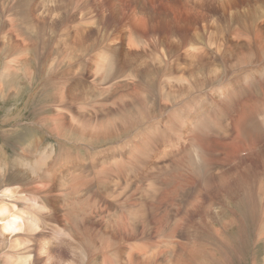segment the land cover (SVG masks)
<instances>
[{
	"label": "rangeland",
	"instance_id": "obj_1",
	"mask_svg": "<svg viewBox=\"0 0 264 264\" xmlns=\"http://www.w3.org/2000/svg\"><path fill=\"white\" fill-rule=\"evenodd\" d=\"M16 1L19 2L20 0H16ZM26 1L21 0V4L23 6L31 7L32 9H35V10L38 9L41 12L44 9H48L49 11L51 10L50 11L51 15L54 10L53 14L57 16H59L58 11H60L63 8V6L70 3V0H61V2H58V0H56L55 5H57L58 6L57 7L51 4L50 6H44L43 0H26ZM72 1L74 3L73 5L74 7L80 4L79 1H78V4L76 3V0H71V3ZM4 2L5 0H0V4H3ZM89 2L91 3L83 5L87 9H90L88 15H81L80 13H79L80 15H72L73 12L76 11V8L71 7L72 9L71 11L70 8L68 7L69 8V11H68V8L66 7L67 10L65 9V11H68L66 13L67 14L70 13L71 16L61 15L60 18L63 21L62 23H60L61 20H59L58 29L56 28L55 30L53 29L45 30V29L40 28L39 30L34 31L33 33L38 36L39 31L43 30V31H46L47 33L49 32L48 34L51 35L50 38L53 36V39L51 38L50 41L52 42L53 40H55L56 42V41H59L57 39L58 37L57 38L54 37V34L52 35V33L57 32V36H59L60 33L62 32L66 34L64 30H66V24H68V26L69 25L72 26V29H71L72 32L68 28L67 30L68 35L66 36L68 37L67 40H69L67 42L70 45L74 44L73 43L74 38H78L77 37L78 30H80V33L85 32L86 34H88L89 36L86 37L84 41H88V44L86 43V46H89V44L91 45L88 48H86L87 51L86 50L80 51V55H82L83 57L78 54L76 58H74V56L70 57L69 58L70 60L68 59L67 64L66 63L64 65L56 64V66L54 67L55 69L53 70V73L61 74L64 72V74H68L70 78L82 79L85 82V84L87 85L90 84V86L92 87H96L95 85H99V79L101 78V74L98 73V70L96 67V65L97 66L100 65V62L98 60L99 56L101 54L108 53L107 54L108 56H111L113 59L116 58L117 59L116 65H118L117 74L115 75L114 73H111L112 76H116V77H115V80L111 82V84L109 83L108 86H111V88L113 87L112 92H114V94H121V95L127 96V100L125 101V104L127 107L129 105H132L133 103L134 108L140 109L139 114L141 116H145L143 117L142 121H146V122L142 123L141 125V126L143 125L144 126L142 127V129L140 128L139 130L136 131L138 132L139 135L146 129L147 126L151 124L152 120H153L152 124H157L158 122L164 123V122H167V120H170V121L173 120L175 123L174 118L175 116L178 117V113H184V115L180 117H183V116L185 117V116H189L190 114L192 115L194 112L197 111L196 114H193L192 116L190 115L189 117L199 116L201 118V116L203 115L209 120L212 117L213 119H211V121L217 124L216 123L217 118L215 114L213 113L217 110V108H220L217 106V103L218 104L220 103L219 106H222L221 102L223 101L222 99L223 95L219 96V93L221 92V88L224 86V84L222 83H227L229 80H231L233 84L232 89H234L235 88L234 82L238 79L243 84V86L241 85L242 89H246L249 87L248 78L252 76L253 77L256 76L257 73H259L257 71L258 68L261 65L264 66V61L261 59L262 54L264 52V45H263L264 42H262V38H259V39L255 38L256 37L255 29L256 30L259 29V26L254 25L255 21H252L251 19L253 15H250V13L247 11L248 5H251V7L256 6L254 5V0H249V2L247 1L245 2V0L243 1L241 0L233 1L232 0L230 3L231 5L228 4L230 9L228 8L227 4L226 6L225 5L222 6L221 4H219L218 0H135V2L134 0H121V2H119L120 3L119 8H118L119 11H116V12H119V14L122 15L121 17L122 19L118 21L116 27H114L112 23V17L113 15H115V13L112 10L111 3H110L111 5H108L106 3V0H97V1L89 0ZM62 3L64 4L63 6L61 5ZM80 6L82 7V4H80ZM234 12L236 16L234 15ZM240 13H241V17H240ZM44 15H46V13ZM133 15H137L138 19L135 22H132L131 24L129 22L130 20L129 18ZM233 16L237 19L239 18L238 20H240L241 18V20L238 21ZM243 16L244 18L242 19ZM65 17L66 18L68 17L67 18L68 20ZM71 17L79 21L80 27L76 26L78 22L76 24H70ZM78 17H79V20H78ZM217 17L219 21L217 20ZM247 18L248 20L251 19L250 21H252L251 22L252 25H250L251 23L250 21L247 20ZM47 21L51 22L50 20H47ZM66 21L67 22L69 21V22L67 23ZM128 22L130 23V26L127 24ZM239 22H242V23H239ZM61 24H63V26H61ZM126 24L128 25V28H130L131 31L132 30L136 31L134 34L135 36L139 37L138 40L139 39L141 41L143 40V45L141 46L138 45L136 41L135 43H132V42L129 43L130 40L124 41V44H123L122 41L117 40L118 30L122 28L123 26L124 27L127 26ZM228 24H231V25L228 26ZM234 25L235 26L239 25L240 30L245 29L246 30L245 34H247V32L249 31L247 34L249 38L243 35L237 36L238 34L236 32L235 33L231 32L232 30L234 31V27H233ZM9 27L6 29V32L5 30L1 31L0 37L3 36L4 34H8L9 36L13 38V40L16 39L15 42L23 44L21 41L22 36L20 37V35L15 33L14 27L12 26H9ZM227 27L229 30L227 29ZM213 32L215 34H213ZM47 33L45 34L44 32H41L39 37H46L48 35ZM226 33L229 34L228 37H226L227 36ZM104 35L110 36V40L106 44L103 45L102 36ZM220 35L222 36L221 39H220ZM231 35H233V37ZM251 35L253 37L252 39H251ZM216 36H219V38ZM235 36H236V39H234ZM70 38L72 40H70ZM94 38L97 39L96 43H93ZM114 38H116V40L112 41ZM217 38L219 39L218 41H217ZM215 40L217 41V43ZM247 41L249 44L250 43L251 44L249 45ZM173 42H175V46H173ZM232 42L233 43L235 42V45L232 44ZM219 43L224 44L225 47L231 50V52L228 54L227 57H225V54H226V51H224L225 49L221 52L216 51V49H218L217 45H219ZM253 43L257 49L253 47ZM215 44L217 45L215 46ZM0 45H1L0 46V90L5 92V98L2 101H0V164L2 166H8L9 163L12 164L14 157L17 155L21 157H25V158H33L37 156L40 153V150L45 146H53L54 150L56 151V155L58 153L60 154V151H64L69 148L71 150V148H73L71 146L75 145L76 143H74L72 140L66 141L63 135L56 136L52 134V132L50 131V127L53 125L57 126V124L54 123L53 121L48 120L47 118L49 116H46L43 113L44 109H47L51 106L54 90L49 89L46 92V95L45 94L41 96L38 95L39 93H43L44 84H45L44 79L45 77H47L49 66L55 65V63H53V65L52 64L50 65L51 59L56 58V60H62L60 55L63 57L64 56L66 57L67 56L66 51L64 49L62 50V47H61V50L59 48L58 50L54 43V46L52 45V49L53 48L55 49V50L53 49V52L57 53L60 51L59 55H55L53 54L51 48L47 45V43L44 42L40 45L43 47V52L37 55H33L30 52L29 48H26V47H24L23 51H20V52L14 51L13 54L10 55L8 52L5 53V50L3 49V45L1 44V42H0ZM196 45L197 46L199 45L198 48L196 47L198 50L200 49L199 51H197L196 48L194 47ZM161 46H163V48ZM241 46H243V48ZM138 47L140 48V50H137L139 49ZM248 47H249V50L250 48H252L250 51L254 52L255 54V57L250 56L247 58L246 62H248L249 66L244 65L238 68H233V64L229 62L230 58L239 59L241 56V53H242V56H244L245 54H247L246 51L248 50L247 49ZM191 48H195V49H191ZM244 49H246V51H244ZM139 51H141L140 53L142 55L139 53ZM191 52H192V55H191ZM217 52L219 55L217 54ZM184 54L187 56H184ZM3 55L5 56V59ZM220 55L222 58L220 57ZM160 56H162L163 59ZM218 56L220 57L221 61L218 60L219 59ZM150 57L151 58L153 57V58L151 59ZM198 57L200 58L197 59ZM33 58H34L35 64L41 70V73L45 67L44 73L41 74L40 76H38V72H34V75L36 74V76H38L36 81L34 82L36 84H32L28 86L22 85V90H20L15 85V81L9 85H6L5 80H4L5 83L1 81V76L4 74V71H5L4 69L6 66H8L9 62L11 63V61H14V63L20 64L25 61L32 60ZM36 58H39V59L36 60ZM84 59L86 61H84ZM93 60H95L97 63L93 62ZM224 61L225 62L228 61V62L223 63ZM61 62H64V61L62 60ZM161 62H163L164 64ZM219 62H221L222 64ZM133 63L135 64L133 65ZM147 64H150V65H147ZM204 64L205 66L202 67V65ZM80 65L81 66L83 65L84 68L81 67ZM130 65L132 66V68ZM166 65H167V68L165 69ZM32 66L33 64L29 66L26 65L20 72L24 74H29L32 71H35V69L32 68ZM158 66L163 71L161 69L159 70ZM200 67L202 68L200 69ZM208 67H212L213 69L214 68L216 69L213 70L212 68H208ZM94 69L96 72L93 71ZM207 69L212 71V73L207 71ZM221 69L224 70L223 73H221L222 71ZM159 71L162 73H160ZM249 74L251 76H249ZM95 75L97 78L95 77ZM182 76L184 77V79L186 78L185 80H188V83L190 82L192 77L193 78L197 77L199 80H201L203 85L199 87L200 89L195 90L194 86L196 83H194L192 87V92L189 94L190 96L182 95V97H178V95L176 94H177V91L181 88V86L178 85L174 81V78H179ZM117 77L119 78L117 79ZM155 77L156 79L159 80V81L157 80L158 82L155 81L156 80ZM149 79H152L153 85L148 88H145L144 86L141 87L142 83H144L145 81H148ZM131 81H133V84H131L132 83ZM126 83L128 84L127 86H126ZM160 83L162 84V86ZM262 84L261 86L264 88V82H262ZM106 89H108V87L102 86L98 88L100 92L101 91L104 92ZM171 92L175 93V98L172 100V102L168 103L164 99L163 95L164 94L167 95L168 93H171ZM250 93L253 94L252 92H249V94ZM157 95L158 97L160 96L163 99H161L160 97L158 98ZM151 97L153 99H151ZM185 98L186 100L184 101ZM189 98H192V99L196 98L194 100L196 101V103L191 101L192 99L190 100ZM89 99L90 98L88 97L86 100L89 101ZM221 99L222 101H220ZM149 101L151 102L149 105H147ZM160 101L162 103H159ZM188 102H192L190 103L191 105L190 110L187 109V104L189 105ZM166 103H168V105ZM176 105H177V108H176ZM151 106L154 109V111L150 110L149 112H151L154 117L149 119L148 113L145 114L144 110H146L147 107H151ZM157 107H159L158 108L159 111L157 110ZM166 107L167 109L173 108L174 110H171V112L170 111L164 112V109ZM233 108L234 110L232 109L233 112L231 115L229 113L230 110L228 111V109L225 106H222L220 108V110L222 109L221 110L222 113L225 112L229 115L228 116L226 114V119H225L227 121L226 125L229 127V136L222 135V133H219L218 131L214 129L212 130L210 134V138H208L207 140L201 141L200 139H198L199 135L194 137L195 140L196 139L199 140L198 142L196 140L197 145L198 147L200 146L199 148H201L204 151L203 153L205 154L204 155L205 157H203L205 160L203 159L202 164L197 165L196 169L192 168V169L186 170L182 162L178 159H175L171 155L168 156L169 158L166 157L167 159H160V161H157V160L153 161L154 163L155 162L158 163L160 167V169L158 170L159 177L158 176L157 177L159 178L162 185H160L161 191L157 195V199H156L157 202L155 203L154 201L151 204H153L156 208H161L163 211H160V212L156 211L157 213L153 214V216L151 217L152 220L150 221V234L147 237V239H145L146 237L143 234V230H144L143 226L147 222L148 217L139 218L138 223L142 225H139V231H138L139 236H137L136 238L134 237L135 232H133L132 228L128 224L129 219H127L128 216L126 213H124L123 219H122L124 224L122 222H119V220L117 219H115L116 222L109 221L111 225L114 226V227L112 226V228H115L114 230L116 232H119V233L126 232L124 233L122 238L128 241L124 242L119 248H117L118 250H120L121 252L120 254L114 255L113 251H108V253H103V254L99 253V255L96 256V258L99 259V264H110L113 262L115 258L119 261V264H122L124 261H132L135 258H139L140 254L142 253L144 249H149V248L153 249L156 252V255H157L156 261L158 262V263L156 262V264H164L166 257H168L170 253L175 255V253L177 254L183 249V246L184 248H187L188 247L187 245L191 244L189 241H191V239L194 236H200L196 238L197 241L194 239V242H197V245H195L197 246V250L199 251L201 249L202 252L204 253L202 255L203 256L202 260L199 259L201 258L200 256L199 258L196 257L197 264H202V263L203 264L204 263L205 264H218V262L219 264H264V215L262 217L259 214H255V212L259 213V211L263 210V208H261L260 210L259 208L256 207L255 212H253L252 210L248 208V204L243 201L240 202L238 205L237 203H234L232 201V204L229 202L227 205L224 203V205L221 206L219 205L220 201L216 199H219L220 197H222V191L215 196V193H217L219 189L216 190L215 186H217L216 185L217 181L214 179H216L217 175L220 173L221 165H226V167H222V169H224V168H227V166L229 167L230 164L233 161H235V163L233 162L230 167L232 166L234 167V164L235 166L240 164L241 166L249 167V166H255V163H257V166L259 167V165L262 166V162L260 163V161L264 159V148H263L264 147V137L261 139L258 138L256 142H253L255 143V145L257 144L260 147L263 146L262 147L263 151L261 152L263 153L262 154L263 158H262V155L260 157L259 156L254 157L253 155H251L253 154V151L256 150V148L253 146V143L252 144L250 143V146L248 144V146H246L245 149L239 147V144L237 142L240 140L241 137H239L240 134L238 133L239 127L237 126V121L239 117L243 114L241 113V115H239L237 111L238 108L237 107H233ZM255 112H256L258 121L262 122L264 118V107L257 108ZM38 113H41V115L38 116ZM54 117L57 119L56 115H54ZM149 120L151 122L147 123V121ZM42 121H46L49 124L48 127L43 125L45 123H43ZM178 127L179 125L176 124V128ZM247 127H248V130L251 131V126H247ZM140 130L142 131L140 132ZM172 139L174 138L172 137ZM124 140L123 141L125 145L129 146L128 148H131V146H134V143H132L133 139H131L130 136L125 137ZM200 141L204 143L201 144ZM104 146L107 148V146L110 147L112 146V144L111 145L106 144ZM104 146L100 148L102 149ZM166 147H171V146H166ZM181 147L184 148L183 151H181V154H183V152L186 151L187 148L190 147V145H182ZM247 147L248 148L251 147L250 149L251 150L253 149V150L251 151ZM161 149L164 150V147H161ZM74 151H76L74 153L76 157H85L84 162L88 168L90 167L91 169H94L95 171H100L99 167L93 164L92 162V160H94V156L90 155L91 153L89 151L87 152V149L85 147L75 148L73 149V152ZM254 153L257 154L260 152H254ZM227 159L230 160L229 161L230 163L228 162ZM256 160L259 162H257ZM91 162L93 164L92 166H91ZM221 162H224V163H221ZM212 168L214 170H212ZM20 172H25V171H20ZM64 172H65V175L70 179H74L78 176V171H64ZM85 172L90 174L89 171H85ZM132 172L133 171H131V173ZM148 174H149V177H151L153 175V171H149ZM205 179L207 180L209 187H211V191H206L203 193V195H200V193H198L196 189L200 188L203 185L202 181ZM144 186L145 184H142V183L138 184L137 188H139L140 194L142 192L140 191L141 189L145 191V189L147 188L146 186L145 187ZM95 187L97 189L99 188L98 186H95ZM47 188H50V189L53 188L52 189L53 191L46 193ZM164 190H166V194L168 190L172 191V196H169V197L165 196L166 194L165 195L163 194ZM85 191L86 192L82 191L83 192L82 194L89 193L87 188H85ZM194 191L196 192L194 193ZM237 191L238 189L236 190V192ZM244 192L248 193L247 190H244ZM50 194H54L53 197L55 198L56 201L58 200L59 195H58L57 177H56L55 183L53 184V187H51V184L44 182L40 179H37V182H34V183L30 182L26 186H22L16 183V184H9L5 187L0 188V207L6 206L7 209L11 211L9 215L16 218L17 219L16 225L18 224L20 226L19 233L15 235H11V234L6 233V230L4 229L3 225H0V264H81L80 261L81 259H83V254L85 258L87 257L86 259L88 260V253L85 252L87 256L85 253H83L84 249L81 247V245L76 240L68 239L62 243L64 237L66 236V233H64L65 230H63V232L62 231H60L59 233L57 232L56 228L54 227V225L56 224V221L51 222L50 220V218L54 214L50 210V207L47 205L45 201V200L47 201L49 200ZM91 194L89 193V196H88L89 201L91 200L93 201V196L96 195V190L95 192H92ZM201 197H203V200ZM210 198H212L213 200L211 201ZM102 204H103L104 209L106 210H108V208L111 210L112 206H114V204L111 203V201L108 198L103 199ZM261 204H262V207H264L263 202ZM216 205H217V209H215ZM257 206H261V205L259 204ZM103 207H102V210H103ZM202 207H205L204 208L205 210ZM220 208H224L227 211V214L225 215L221 214L222 217L220 219L222 220L218 222H212V224L209 225V223H207L205 219L202 218L203 222L207 223L206 224L207 227L200 228V229H193L192 232L190 233V230L194 228V226L198 228L196 224H197V220H200V217H198L199 215H203L205 213L207 214L209 213V216L210 214L213 215L214 213H217L219 215ZM76 210H78L77 206H75V211ZM167 210H172L171 215L168 214V218H166V214L164 213ZM251 211L253 213H251ZM173 215L174 216L176 215V216L174 217ZM37 216H41L46 221H48V225H46L44 221H40L38 223L36 220H35L36 222V225H35L34 218H36ZM171 216H173L174 219L170 220ZM153 217L155 219H153ZM57 218H58L57 224H60V222L63 223V218H64L65 223H68V224L71 223V219L66 216H60V219L59 217ZM210 218H212V216H210ZM28 219L31 220L30 224H27V222L25 223V221H27ZM7 220L11 222L14 221V219H7ZM23 223L25 224V226L23 225ZM99 223H100L99 225L102 224L101 221ZM171 223L173 224V226ZM28 225L32 226L35 229V231H24V228ZM124 225H125L124 227L125 229L123 228ZM223 225H226L227 229H225V227L222 228ZM172 227L173 228L177 227L176 228L177 232ZM168 229L170 230L169 233L171 234L167 232L169 231ZM197 232H198V235H197ZM225 232L226 233L229 232V233L226 234ZM205 233L207 234L205 235ZM208 233H211L209 237L210 238L214 237L215 239L214 238L213 239L216 242L214 241L211 244L207 242L209 238L207 236ZM191 234L192 235L194 234L193 237ZM112 236L115 237V235H112ZM173 236H175V238H173ZM116 238L119 239L120 237L116 235ZM173 239L175 242H173ZM200 239L202 241H200ZM167 240L169 241V245L167 244L168 243ZM198 241L200 243H198ZM194 242L192 241V243ZM84 244H85L86 249L90 251L92 247V242L88 240H84ZM88 244L90 245V247L88 246ZM135 244H140L141 247L134 248ZM205 250H206V253L204 252ZM171 251H174V252H171ZM97 253L98 252L95 248L92 251V254L95 255ZM188 261L184 262V264L186 263L190 264V261L189 262ZM200 261L202 263H200ZM179 264H183V263L179 261Z\"/></svg>",
	"mask_w": 264,
	"mask_h": 264
},
{
	"label": "bare ground",
	"instance_id": "obj_2",
	"mask_svg": "<svg viewBox=\"0 0 264 264\" xmlns=\"http://www.w3.org/2000/svg\"><path fill=\"white\" fill-rule=\"evenodd\" d=\"M43 1H44V4H43L44 6H50V4L57 6V5H55L56 0H43ZM78 1L80 4H82V7L80 6V4L78 6L75 5L76 7H74L73 6L74 3L72 1V3H73L72 4L71 0H70V3L67 4L69 6H67V5L63 6L64 4L62 3L61 5L63 6V8L60 11H58L59 16L53 14L54 10H53L52 15H51L50 14L51 10L49 11L48 9L42 10V12H44V13H42L38 9H37L38 10L37 11L35 9H32L31 7L23 6L21 4V0L19 2L16 0H5V2L3 4H0V33L3 30H5V32H6V29L9 26H12L16 29V30L14 29L15 33L20 35V37L22 36L21 41L23 43V44L17 43V42H15L16 39L13 40V38L11 36H9L8 34H4L3 36L0 37V42L3 45V49L5 50V53L8 52L10 55H12L14 51L20 52V51L24 50V47H26V48H29L30 52L33 55H37V54L43 52V47L40 45L44 42L47 43V45L51 48L52 52L54 49V48L52 49V45L54 46V43H55V46L57 47V49L59 48L61 50V47H62V50L64 49L66 51V53H67L66 57L65 56L63 57L60 55V57L62 58V60L64 62H61L62 60H56V58L51 59L50 65L51 64L53 65V63H55V65L49 66L47 77H45V79H44L45 84H44L43 93H39L38 95H40V96L44 95V94L46 95V92L49 89L54 90L53 91V100H52L51 106L49 108L43 110V113L46 116H49L47 119L50 121H53L54 123L57 124V126H54V125L51 126L50 131L52 132V134H54L56 136L63 135L65 137L66 141L72 140L74 143H76L75 145L71 146V147H73V148H71L72 151L69 148V149H66L64 151H60V154L58 153L56 155V151L54 150L53 146H45L40 150V153L33 158H25V157H21V156L17 155L14 157L12 164L9 163L10 165L8 164V166H2L0 164V188L5 187L9 184H16V183H18L22 186H26L30 182H32V183L37 182V179H40L44 182H47V183L51 184V187H53V184L55 183L56 177H57V179H58V195H59L58 200L57 201L55 200V198L53 197L54 194H50L48 201L45 200L47 205L50 207V210L54 214L50 218V220H51V222L56 221V224L54 225V227L56 228L58 233L60 231L63 232V230H65L64 233H66V236L64 237L62 243L65 240L74 239L84 249L83 253H85V252L88 253V260L86 259L87 257L85 258L84 254H83V259H81V261H80L81 264H84V263H86V264H99V259L96 258V256L99 255V253L103 254V253H108V251H113L114 255L120 254L121 252L117 248H119L124 242L128 241V240L122 238V236L126 232H124V233L116 232L114 230L115 228H112L113 225H111L110 222L115 221V219H117V220H119V222L123 223V220H122L123 215H124V213H126L128 216L127 219H129L128 224L132 228L133 232H135L134 237L136 238L137 236H139V232H138L139 231V225H142V224L138 223L139 218L140 217H143V218L148 217L147 222L143 226V229H144L143 234L146 237L145 239H147V237L150 234V221L152 220L151 217L153 216V214L160 212V211H163L161 208H156L153 204H151L154 201H155V203L157 202V200H156L157 195L161 191L160 185H162V183L160 182V180L158 178L159 177V171L158 170L160 169V167H159L158 163H156V162L154 163L153 161L154 160L160 161V159H167L166 157L169 156L167 154V149H169L170 147H166V146H171V144L169 143V140L172 139V137H170L169 131L173 130V129L176 130L177 129L176 124L180 125L181 123H183L186 126V128H191V127L195 126L201 130L208 129L206 134L199 135L198 139H200L201 141H204V140H207L208 138H210V134H211L212 130H214V129L216 131H218L219 133H222V135L229 136V127L226 125L227 121L225 120L227 113H225V112L222 113L221 112L222 109L220 110V108L222 106H225L228 109V111L230 110L229 113L231 115L233 112L232 109L234 110L233 107H237L238 108L237 111H238L239 115H241V113L243 114L239 117V119L237 121V126L239 127L238 133L240 134L239 137L242 138V139L240 138V140L237 142L239 144V147L245 149V147L248 146V144L250 146V143L252 144L253 142H256L258 140V138L261 139L264 137V118H263L262 122H259L257 115H256V112H255V110L257 108L264 107V88L261 86L262 82H264V66L261 65L258 68L257 71L259 73H257V75L255 74L256 76H254V77L252 76V77L248 78L249 87L246 89H242L241 85L243 86V84L238 79L234 82V87H235L234 89H232L233 84H232L231 80H229L227 83H222V84H224V86L221 88V92L219 93V96L223 95L222 96L223 101H222V99L220 100V101H222L221 102L222 106H219L220 103L219 104L217 103V106L220 108H217V110L213 113V114H215V116L217 118V122H216L217 124H215V122L213 123L211 121V119H213L212 117L210 120L208 118L204 117L203 115L201 116V118L199 116L189 117L191 115L189 112H188L190 114L189 116L180 117V116L184 115V113H178V117L175 116V118H174L175 123L173 120L172 121L167 120V122H164V123L161 120L162 123L158 122L157 124H152L153 120H152V122L150 120L147 121V123L151 122V124L150 125L148 124L149 126H147L146 129L139 135L138 132H136V131L139 130L140 128L142 129V127L144 126V125L143 126H141V125H142V123L146 122V121H142L143 117H145V116H141L139 114L140 109L134 108L133 103H132V105H129L127 107L125 104V101L127 100V96L121 95V94H114V92H112L113 87L111 88V86H108L109 83L111 84V82H113L115 80V77H116V76H112L111 73H114L115 75L117 74L118 65H116V63H117L116 58L113 59L111 56H108L107 55L108 53H104L101 55L99 54L100 56H99L98 60L100 62V65H98V66L96 65V67H97L98 73L101 74V78L99 79V85H95L96 87H92V86H90V84L89 85L85 84V82L82 79L70 78L68 76V74H64V72L61 74L53 73V70L55 69L54 67L56 66V64L57 65H64L65 63L67 64L68 63L67 61L70 57L74 56V58H76L78 56V54L80 55V51L86 50V48H88L91 45V44H89V46H86V43L88 44V41H84V39H86V37L89 36L88 34H86L85 32L80 33V30H78L77 31V37L78 38H74V40H73L74 44L70 45L67 42L69 40H67L68 37H66V36L68 35L67 34L68 28L71 30L72 26L71 25L68 26V24H66V30H64L66 32V34L64 32H62V33H60L59 36H57V32L52 33V35L54 34V37H56V38L58 37L57 39L59 40L56 42H55V40H53L52 41L53 44L50 41L51 38L53 39V36L50 38L51 35L48 34L49 32L47 33L46 31H43V30L39 31L38 36L33 33L34 31L39 30L40 28L45 29V30L46 29L55 30L56 28L58 29L59 20H61L60 16L61 15H66V16L70 15V13L67 14L66 12L69 11V8L72 11L71 7L76 8V11L73 12L72 15H80V14L81 15H88L90 9H87L83 5L91 3L92 1L89 2V0H76L77 4H78ZM231 1L232 0H218L219 4H221L222 6L223 5L226 6V4L228 6V4L231 3ZM241 1H243V0H241ZM246 1L249 2V0H245V2ZM58 2H61V0H58ZM119 2H121V0H106V3L108 5L112 4V10L115 13V15H113V17H112V23H113L114 27H116L118 21H120L122 19L121 18L122 15H120L119 12H116V11H119V9H118L119 5H120ZM134 2H135V0H134ZM136 3H138V2H136ZM203 3H205V2H203ZM70 4H72V5H70ZM254 5H256V6L259 5V6L251 7V5H248L247 11L250 13V15H253L251 19H252V21H255L254 25L259 26V29H257V30L255 29V34H256L255 38L256 39L262 38V42H264V0H254ZM33 6H35V5H33ZM66 7L67 8L69 7L68 11H65ZM88 7H89V5H88ZM96 7H98V6H96ZM240 7H241V5H240ZM228 8H229V6H228ZM55 10H56V8H55ZM222 10H224V9H222ZM240 10H241V8H240ZM73 11H74V9H73ZM225 11H226V9H225ZM45 13H46V15H44ZM236 13H238V12H236ZM234 15L236 16L235 12H234ZM240 17H241V13H240ZM243 18H244V16L242 17V19ZM7 19H9V20H7ZM129 19H128L129 22L132 24V22H135L138 19V17H137V15H133ZM235 19H237V18H235ZM47 20H50L51 22H48ZM78 20H79V17H78ZM149 20H150V18H149ZM217 20L219 21L218 17H217ZM240 20H241V18H240ZM240 20H238V21H240ZM247 20H248V18H247ZM250 20H248V21H250ZM62 21L63 20H61L60 23H62ZM232 21H234V20H232ZM242 21H244V20H242ZM252 21H250V23ZM129 22L127 24L130 26ZM239 23H242V22H239ZM239 23H237V24H239ZM70 24H76V26L80 27L79 21H77V19H74L72 17H71ZM128 25L125 27L123 26L122 28H120L118 30L117 40L122 41L123 44H124V41L130 40L129 43H131V42L135 43V41H136V43L138 45H140V46L143 45V40L142 41L140 39L138 40L139 37L135 36V34H134L136 31L132 30L133 31L132 32L130 30V28H128ZM229 25H231V24H228V26ZM240 25H242V24H240ZM244 25H245V23H244ZM250 25H252V23ZM61 26H63V24H61ZM246 26H247V24H246ZM233 27H234V31L230 30L231 32H234V33L236 32L238 34L237 36L243 35V36H246L247 38H249L247 36L249 31L247 32V34H245L246 30L245 29L240 30L239 25L238 26L234 25ZM117 28H119V27H117ZM227 29H228V27H227ZM41 32H44L45 34L47 33L48 35L46 37H39ZM71 32H72V30H71ZM213 34H215V33L213 32ZM222 34H224V33H222ZM226 34H227L226 37H228L229 34L228 33H226ZM212 36H214V35H212ZM231 36L233 37V35H231ZM140 37H141V35H140ZM216 37L219 38V36H216ZM218 38H217V41L219 40ZM221 38H222V36L220 35V39ZM247 38H245V39H247ZM252 38L253 37L251 35V39ZM234 39H236V36ZM70 40H72V39L70 38ZM109 40H110V36H108V35L102 36L103 45L106 44ZM114 40H116V38H114L112 41H114ZM211 40H212V38H211ZM227 40H228V38H227ZM247 40H249V39H247ZM217 41H216V43H217ZM260 41H261V39H260ZM18 42H20V41H18ZM96 42H97V39L94 38L93 43H96ZM235 42L234 43L232 42V44L235 45ZM247 43H248V41H247ZM254 43H253V47H255ZM103 45H102V47H103ZM159 45H161V44H159ZM216 45L217 44H215V46ZM173 46H175V42H173ZM198 46L196 45L194 47L198 48ZM217 46H218V49H216V51L221 52L225 49L224 50V51H226L225 57H227L228 54L231 52V50L229 48L225 47L224 44L219 43V45H217ZM238 46H236V47H238ZM161 47L163 48V46H161ZM241 47L243 48V46H241ZM78 48H80V49H78ZM195 48H191V49H195ZM197 48H196V50L199 51L200 49L198 50ZM231 49H233V48H231ZM247 49H248L247 51H246V49H244V51H246L247 54H245V55L243 54L244 56H242V53H241L242 57L239 54V56H240L239 59L238 58L237 59L230 58L229 62H231L233 64V68H238V67H241L244 65H248V62H246L247 58L250 56L255 57L254 52L250 51L252 48H250V50H249V47H248ZM137 50H140V48ZM154 50H155V48H154ZM131 51H133V50H131ZM59 52H57V53L53 52V54L59 55ZM140 52L141 51H139V53ZM162 52H164V51H162ZM213 53H214V51H213ZM168 54H170V53H168ZM217 54H218V52H217ZM173 55H175V54H173ZM191 55H192V52H191ZM80 56H82V55H80ZM184 56H187V55L184 54ZM160 57L162 58V56H160ZM220 57H221V55H220ZM220 57L218 60L221 61ZM199 58L200 57H198L197 59H199ZM223 58H224V56H223ZM4 59H5V56H4ZM38 59L39 58H36V60H38ZM261 59L264 61V52L262 54ZM119 60H121V59H119ZM216 60H217V58H216ZM84 61H86V60L84 59ZM93 62H96V61L93 60ZM152 62H153V60H152ZM227 62L228 61H226V62L224 61L223 63H227ZM13 63H14V61H11V63L9 62L8 66L5 67L4 74L1 76V81L4 83L6 81V85L12 84L15 81V85L20 90H22V85L28 86V85L36 84L34 82L36 81L37 77L40 76L41 74H43L45 71V67H44V69L41 73V70L38 68V66L34 62V58L32 60L25 61V62L20 63V64H17V63L13 64ZM161 63H163V62H161ZM219 63H221V62H219ZM253 63H255V62H253ZM31 64H33L32 68H34L35 71H32L29 74H24V73L20 72L24 68V66H26V65L29 66ZM90 64H92V63H90ZM134 64L135 63H133V65ZM147 65H150V64H147ZM167 65H166L165 69L167 68ZM185 65H186V63H185ZM204 66H205V64L202 65V67H204ZM251 66H252V64H251ZM81 67H83V65ZM123 67H124V65H123ZM163 67H164V65H163ZM202 67H200V69ZM131 68H132V66H131ZM208 68H212V67H208ZM160 69L161 68L159 67V70ZM168 69H169V67H168ZM214 69H216V68H214ZM73 70H75V69H73ZM152 70H153V68H152ZM224 70H222L221 73H223ZM93 71H95V69ZM207 71L212 73V71H210L208 69H207ZM34 72H38V76H36V74L34 75ZM83 72H85V71H83ZM25 73H27V72H25ZM156 73H157V71H156ZM160 73H162V72H160ZM197 74H198V72H197ZM250 74H249V76H251ZM92 75H93V73H92ZM197 76H199V75H197ZM95 77H96V75H95ZM119 77H117V79ZM218 78H220V77H218ZM155 79H156V77H155ZM185 79L183 76L179 77V78H174V81L178 85L181 86V88L177 91V94H176V95H178V97H182V95H189L192 92V87H193L194 83H196L194 86L195 90L200 89L199 87L203 85L201 80H199L197 77L196 78L192 77L189 83H188V80H185ZM157 80L158 79H156L155 81H157ZM135 81H137V80H135ZM131 82H129V83L133 84V81H131ZM182 83H184V84H182ZM37 84H39V83H37ZM127 85L128 84L126 83V86ZM152 85H153V81H152V79H149L148 81H145L144 83H142L141 87L144 86L145 88H148V87H151ZM102 86L108 87V89H106L104 92L103 91L100 92L98 90V88L102 87ZM161 86H162V84H161ZM155 89H157V88H155ZM158 92H159V90H158ZM249 92H252L253 94H251V93L249 94ZM163 96H164V99L169 103V102H172V100L175 98V93L171 92V93H168L167 95L164 94ZM88 97L90 98L89 101L86 100ZM157 97H158V95H157ZM4 98H5V92L0 90V101H2ZM186 98L184 99V101L186 100ZM192 98H189V99L191 100ZM151 99H153V98L151 97ZM161 99H163V98H161ZM195 99H192L191 101L196 103V101H194ZM151 101H149L147 103V105H149ZM157 102H158V100H157ZM159 103H162V102L160 101ZM168 103H166V104L168 105ZM188 103H189V105L186 103L187 109L190 110V107H191L190 103H192V102H188ZM183 105H184V103H183ZM137 106H139V105H137ZM157 106H159V105H157ZM178 107H179V105H178ZM158 108L159 107H157V110L159 111ZM176 108H177V105H176ZM150 110L154 111L152 106L147 107V109L144 110L145 114L148 113L149 119L154 117L153 114L151 112H149ZM171 110H174V109L173 108L167 109V107H166L164 109V112L165 111L171 112ZM182 111H184V110H182ZM196 113H197V111L194 112L193 114H196ZM39 115H41V113H38V116ZM54 115L57 116V119L54 117ZM42 122L45 123L43 125L48 127L49 124L46 121H42ZM247 126H251V131L248 130ZM141 131L142 130H140V132ZM124 136L125 137L130 136L131 139H133L132 143H134V146L130 145L131 148H128L129 146L125 145V143H124V141H126V140H124V138H125ZM198 141L199 140H197V142ZM84 143H86L87 145ZM202 143H204V142H201V144ZM106 144H108V145L112 144V146H110V147L107 146V148H106L104 146ZM102 146L105 147V148L103 147L104 149L102 148L103 150L100 148ZM253 146L256 148L257 151L256 150L253 151V154H251V155H253L254 157L255 156L260 157L263 154L261 152L263 151L264 147L262 146L263 147L262 148V147L258 146L257 144L255 145V143H253ZM84 147L87 149V152L89 151L91 153L90 155L94 156V160H92V162H93V164H95L99 167L100 171H95L94 169H91L90 167L88 168L84 162L85 157H76L74 155V153L76 151L73 152V149L84 148ZM161 147H164V150H162ZM250 148H248V149L251 150ZM60 149H58V150H60ZM183 149L184 148L181 147V151H183ZM254 152H260V153L256 154ZM262 158H263V155H262ZM71 159H73V160H71ZM224 161H225V159H224ZM229 161L230 160H228V162ZM239 161H238V163H239ZM92 162H91V166L93 165ZM233 162L235 163V161H233ZM257 162H259V161H257ZM261 162H262V166L259 165V167L257 166V163H255V166H249V167L241 166L240 164L237 166H235V164H234V167L233 166L230 167L232 164L231 163L229 167L227 166V168L222 169V167H226V165H221L222 170L220 169V173L217 175L216 179H214L217 181V184H216L217 186H215L216 190L219 189V191L217 193H215V196L222 191V197H220L219 199H216V200L220 201L219 205L223 206L224 203L227 205L229 202L232 204V201L234 203H237V205H238L240 202L243 201V202H246L248 204V208L250 210H252L253 212H255L256 207L259 208L260 210H261V208H263V210H261V211L258 210L259 213L255 212V214H259L263 217L264 207H262L261 203L263 202V206H264V159L261 160L260 163ZM207 163H206V165H207ZM221 163H224V162H221ZM214 166H213V168H214ZM251 167H252V169H251ZM196 168H197V166L195 167V169ZM213 168H212V170H214ZM20 171H25V172H20ZM64 171H78V176L74 179H70L65 175ZM85 171H89L90 174L86 173ZM131 171H133V172L131 173ZM149 171H153V175L152 176L150 175L151 177H149V174H151L152 172L148 174ZM238 175H239V177H238ZM86 178H87V180H86ZM197 178H198V176H197ZM140 183L145 184V186L147 187L145 189V191L143 189L140 190V191H142L141 194L139 193V188H137L138 184H140ZM146 183L148 184V186ZM202 184L203 185L200 188L196 189V191L198 193H200V195H203V193L206 191H211V187H209L206 179L202 181ZM95 186H98L99 188L97 189ZM85 188H87V190L89 191L90 194L92 192H95V190H96V195L93 196V201L92 200L89 201V198H88L89 193L82 194L83 193L82 191L86 192ZM52 189L47 188L46 193L53 191ZM99 189H100V191H99ZM237 189H238V191L236 192ZM244 190H247L248 193L244 192ZM196 191H194V193ZM163 194L164 195L166 194V190L163 191ZM91 196H92V194H91ZM165 196H168V197L172 196V191L168 190V192ZM107 198L115 206V207L112 206L111 210L109 208H108V210H106L103 207V204H102L103 199H107ZM201 198L203 200V197H201ZM210 199H211V201L213 200L212 198H210ZM148 203H150V204H148ZM259 204L261 206H257ZM106 205H108V204H106ZM75 206H77V208H78V210H76V211H75ZM102 207H103V210H102ZM202 208L204 209L205 207H202ZM215 209H217V205L215 206ZM252 211H251V213H253ZM10 213H11V211H9L6 206L0 207V225L4 226L6 233L11 234V235H15V234L19 233L20 226L18 224L16 225L17 219L14 218L13 216H10L9 215ZM164 213L166 214V218H168V214L171 215L172 210H167ZM221 214H223V215L227 214L226 209L220 208L219 215L217 213H214L213 215L210 214V216H212V218H210L209 213L208 214L205 213V214L199 215V216L197 215L198 217H200V220H197V224H196L198 226V228H196L194 226V228H192L190 230V233L192 232L193 229H200V228L207 227V225H206L207 223H209V225H211L212 222H218V221L222 220V219H220L222 217ZM60 216H66V217L70 218L71 223L70 224L65 223L64 218H63V223L60 222V224H57L58 223L57 217H59V219H60ZM173 216H171L170 220L174 219ZM154 217H155V215H154ZM154 217H153V219H155ZM202 218L205 219V221L207 223L203 222ZM233 218H235V217H233ZM7 219H14V221L11 222ZM230 219H232V218H230ZM35 220L38 223L40 221H44L45 224L48 225V221H46L41 216H37L36 218H34V224L36 225ZM100 221L102 222L101 225H99ZM26 222H27V224H30L31 220L28 219L27 221H25V223ZM172 223H173V221H172ZM23 225L25 226L24 223H23ZM172 226H173V224H172ZM124 227H125V225L123 226V228ZM170 227H171V225H170ZM224 227H225V229H227L226 225L222 226V228H224ZM176 228L177 227H175L173 229H175V231H176L177 230ZM221 229H220V231H221ZM24 231H35V229L32 226L28 225L24 228ZM167 232L169 233L170 230ZM186 232H188V231H186ZM202 232H204V231H202ZM228 233H226V234H228ZM169 234H171V233H169ZM206 234L207 233H205V235ZM112 235H115V237ZM116 235H118L120 238L117 239ZM193 235H192V237H193ZM197 235H198V232H197ZM210 235H211V233H208L207 236L209 237ZM198 237H200V236H194L191 239V241H189L191 244L190 245L186 244L188 246L187 248H184V246H183V249L181 251L178 250L180 252H178L177 254L175 253V255H174V254L170 253L169 256L166 257L164 264H179V261L184 264V262H186L188 260L190 261V264H197L196 257L199 258V256H200L201 258H199V259L202 260L203 259L202 255L204 254L201 249L198 251L197 246H195V245H197V242H194V239L196 240V238H198ZM173 238H175V236H173ZM213 238L209 237L207 242L209 244L213 243L215 241L214 240L215 238L214 239ZM84 240H88V241L92 242V247H91L90 251H88L86 249L85 244H84ZM187 240H188V238H187ZM192 241L194 243H192ZM200 241H202V240L200 239ZM167 242H168L167 244L169 245L168 240H167ZM173 242H175L174 239H173ZM198 243H200V242L198 241ZM171 244H173V243H171ZM88 246L90 247L89 244H88ZM140 247H141L140 244L134 245V248H140ZM174 247H175V245H174ZM95 248H96L98 253L93 255L92 251ZM171 252H174V251H171ZM204 252L206 253V250ZM86 256H87V254H86ZM156 258H157L156 252L153 249L149 248V249H144L142 251V253L140 254L139 258H135L132 261H124L122 264H156V262H157ZM200 263H202V262L200 261ZM110 264H119V261L115 258L113 260V262ZM218 264H219V262H218Z\"/></svg>",
	"mask_w": 264,
	"mask_h": 264
},
{
	"label": "clouds",
	"instance_id": "obj_3",
	"mask_svg": "<svg viewBox=\"0 0 264 264\" xmlns=\"http://www.w3.org/2000/svg\"><path fill=\"white\" fill-rule=\"evenodd\" d=\"M207 131L208 129L201 130L195 126L186 128V126L181 123L176 130H170V137H174V139L169 140L171 147L167 149V154L180 160L186 170L195 168L202 163L204 153L202 149L198 147L194 137L197 135H204ZM182 145H190L183 154H181Z\"/></svg>",
	"mask_w": 264,
	"mask_h": 264
}]
</instances>
